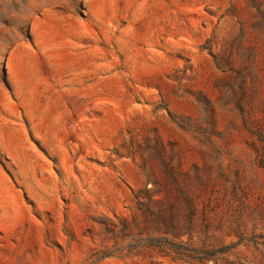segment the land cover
Returning <instances> with one entry per match:
<instances>
[{
  "label": "rangeland",
  "instance_id": "1",
  "mask_svg": "<svg viewBox=\"0 0 264 264\" xmlns=\"http://www.w3.org/2000/svg\"><path fill=\"white\" fill-rule=\"evenodd\" d=\"M0 83V264H264V0H0Z\"/></svg>",
  "mask_w": 264,
  "mask_h": 264
},
{
  "label": "crops",
  "instance_id": "2",
  "mask_svg": "<svg viewBox=\"0 0 264 264\" xmlns=\"http://www.w3.org/2000/svg\"><path fill=\"white\" fill-rule=\"evenodd\" d=\"M6 84L5 83H0V155L6 154L5 150V143L1 141V137L4 139L5 138V130H6V116L8 112L10 114L16 115L17 109H16V100L13 98H8L7 92H6ZM17 122V121H15ZM2 165L0 163V179L2 178L1 170H2ZM3 178H5V175H3Z\"/></svg>",
  "mask_w": 264,
  "mask_h": 264
}]
</instances>
